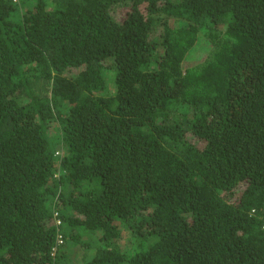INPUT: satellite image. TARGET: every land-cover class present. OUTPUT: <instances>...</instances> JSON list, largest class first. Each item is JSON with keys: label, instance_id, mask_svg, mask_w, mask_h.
Returning a JSON list of instances; mask_svg holds the SVG:
<instances>
[{"label": "trees", "instance_id": "16d2710c", "mask_svg": "<svg viewBox=\"0 0 264 264\" xmlns=\"http://www.w3.org/2000/svg\"><path fill=\"white\" fill-rule=\"evenodd\" d=\"M0 264H264V0H0Z\"/></svg>", "mask_w": 264, "mask_h": 264}, {"label": "rangeland", "instance_id": "374dc122", "mask_svg": "<svg viewBox=\"0 0 264 264\" xmlns=\"http://www.w3.org/2000/svg\"><path fill=\"white\" fill-rule=\"evenodd\" d=\"M199 52V51H198ZM201 53H203V52H201ZM194 55V57H192L191 59H186L185 60V66H189V65H191V64H195L196 62H198L201 58H203V56L202 55H197V53H195V54H193Z\"/></svg>", "mask_w": 264, "mask_h": 264}, {"label": "built area", "instance_id": "2783aa9c", "mask_svg": "<svg viewBox=\"0 0 264 264\" xmlns=\"http://www.w3.org/2000/svg\"><path fill=\"white\" fill-rule=\"evenodd\" d=\"M55 221H56L57 224L60 223V219L59 218H56ZM61 241H62V239L58 236L57 242H61Z\"/></svg>", "mask_w": 264, "mask_h": 264}, {"label": "clouds", "instance_id": "9594fccd", "mask_svg": "<svg viewBox=\"0 0 264 264\" xmlns=\"http://www.w3.org/2000/svg\"><path fill=\"white\" fill-rule=\"evenodd\" d=\"M56 222V221H55ZM59 224V223H58ZM62 242H63V240L61 241V242H57V239H56V244L57 245H60V244H62ZM53 249H54V247H53Z\"/></svg>", "mask_w": 264, "mask_h": 264}]
</instances>
